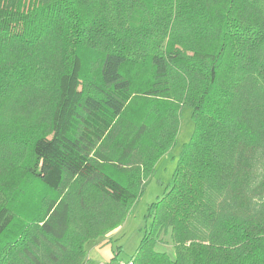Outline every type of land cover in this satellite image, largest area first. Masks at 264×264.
<instances>
[{
    "label": "trees",
    "instance_id": "16d2710c",
    "mask_svg": "<svg viewBox=\"0 0 264 264\" xmlns=\"http://www.w3.org/2000/svg\"><path fill=\"white\" fill-rule=\"evenodd\" d=\"M92 59L99 68L88 91L82 76ZM61 63L51 135L27 142L26 173L51 194L21 222L17 206L0 199V264H86L102 213L86 206L90 217L74 230L65 193L90 184L119 223L174 143L186 105L194 133L171 187L149 206L151 225L127 264H264V0H0L1 162L32 128L17 111L34 108ZM142 63L152 68L142 95L160 109L140 123L135 117L121 160L144 146L148 132L154 147L150 174L132 185L109 171L107 151L120 143L134 104L128 68ZM26 86L39 89L21 92ZM14 189L0 185L4 195ZM165 236L175 257L156 248Z\"/></svg>",
    "mask_w": 264,
    "mask_h": 264
},
{
    "label": "rangeland",
    "instance_id": "374dc122",
    "mask_svg": "<svg viewBox=\"0 0 264 264\" xmlns=\"http://www.w3.org/2000/svg\"><path fill=\"white\" fill-rule=\"evenodd\" d=\"M92 60L91 65L90 62L87 63L85 74L82 76V88L88 91L91 88L90 82L93 78L96 79V74L99 68L97 60L96 62L95 59ZM67 62L68 61H66V63ZM61 65L62 63L49 71L45 79L44 92L39 96V101L36 104H31L34 108L31 109L26 106V109H22L21 112L17 111L20 122L28 121L32 124V128L25 135V143H23L17 150H11L6 161H0V185L4 189L15 186V189L8 195L1 194L0 192V199L5 204L17 206L18 212L20 213L18 219L19 222L26 218L27 220L30 219L33 217L32 215H37L41 208L42 201L51 194L49 189L26 173V167L29 165L31 159L30 149L28 147L29 140L33 136L41 134H47L48 136L51 135L50 117L55 100L54 80L55 74L61 68ZM31 67H36V65ZM151 69L152 68L145 63H142L141 65L134 64L128 68L127 75L132 81L136 95L134 96V104H131L126 110V115L123 119V125L125 124L126 129L123 127L121 129L120 143H112L113 145L110 146V149L107 151L110 160L107 161L108 164L106 166L109 165V171L111 170L113 174L122 179L125 183H133L132 185H135V177H138L139 174L140 176L138 178L141 180L144 172L149 175L151 171L149 164L152 162L148 161V159L151 150L154 147V135L150 132H148L147 137L143 140L144 146H141L140 149L134 152H130L125 159L121 160V155L129 139L132 137L136 129H138L137 125H133L135 117L138 119L137 123H140L141 116L147 115L146 113H148V111L152 112L160 109L155 107L157 99L147 98L142 95V91L147 86H150L151 80L149 79V76ZM30 72L32 71L30 70ZM30 77H32L31 74ZM38 89L39 88L36 86H26L20 91L32 93ZM27 97L29 98L28 95ZM165 106H168V104L165 103ZM192 113V107L189 105L183 106L179 110V130L175 136L174 143L166 153L160 155L155 161L152 174L147 177L145 176L146 178L144 177L145 179H143L142 190L137 193V197L132 204L128 207L123 206L125 208L123 209L124 217L119 223L116 218L114 219L113 224L112 221L110 222V214L112 213L115 215L116 211L109 209V202L106 203L104 199L105 197L102 198L100 195L98 198L99 194L97 190L90 184L77 182L68 189V193H65V195H67L72 201L74 210V230L80 228L83 219L86 220L87 216L90 217V212H85L86 206L90 207L95 205L96 217H98V213H102L101 220H98V224L96 225V230H90L92 239L95 240V243L88 244V257L95 260H91L92 264H96V261L100 259L95 253L96 246H102L101 248L112 250L114 249V256L116 255L118 257L112 261L113 264H127L135 255L146 229L149 228L152 222V219L149 216V206L161 198L171 187L173 174L177 167L183 145L190 140L194 133L195 124ZM153 128L156 129L154 125ZM130 161L135 162V166H129L128 163ZM16 162L19 164L18 167H14ZM146 165L148 166L146 167ZM136 166L141 169L140 172L135 170ZM115 225L117 226L115 227ZM13 236H15L14 232L11 233L10 237ZM10 237L8 236L7 239ZM164 240H166V242L158 243L156 248L159 251H166L170 256L175 257L173 242L168 236H165ZM119 247L121 248L120 253L116 251Z\"/></svg>",
    "mask_w": 264,
    "mask_h": 264
},
{
    "label": "crops",
    "instance_id": "0c3cea01",
    "mask_svg": "<svg viewBox=\"0 0 264 264\" xmlns=\"http://www.w3.org/2000/svg\"><path fill=\"white\" fill-rule=\"evenodd\" d=\"M102 246H96L95 247V253L96 256L100 257L99 260H97L96 264H113L112 261L114 260V253L112 249L107 248H101ZM100 254V255H99ZM113 255V256H112ZM95 261L93 258H88V262L86 264H92V261Z\"/></svg>",
    "mask_w": 264,
    "mask_h": 264
},
{
    "label": "built area",
    "instance_id": "2783aa9c",
    "mask_svg": "<svg viewBox=\"0 0 264 264\" xmlns=\"http://www.w3.org/2000/svg\"><path fill=\"white\" fill-rule=\"evenodd\" d=\"M130 264V263H129Z\"/></svg>",
    "mask_w": 264,
    "mask_h": 264
}]
</instances>
